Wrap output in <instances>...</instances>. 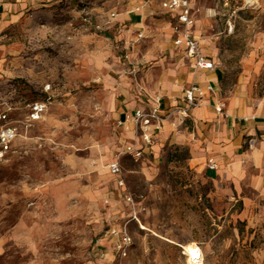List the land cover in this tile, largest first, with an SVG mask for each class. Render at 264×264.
Wrapping results in <instances>:
<instances>
[{
  "label": "rangeland",
  "instance_id": "1",
  "mask_svg": "<svg viewBox=\"0 0 264 264\" xmlns=\"http://www.w3.org/2000/svg\"><path fill=\"white\" fill-rule=\"evenodd\" d=\"M164 1L50 0L1 32L0 100L16 106L7 125L19 132L0 159V264H188V244L202 264H264L254 174L213 178L184 115L151 157L123 153L116 103L157 81L147 55L175 24ZM190 3L224 85L264 98V0ZM126 5L144 7L141 29L116 18ZM48 97L28 123L27 104ZM111 227L131 237L126 257L106 240Z\"/></svg>",
  "mask_w": 264,
  "mask_h": 264
},
{
  "label": "crops",
  "instance_id": "2",
  "mask_svg": "<svg viewBox=\"0 0 264 264\" xmlns=\"http://www.w3.org/2000/svg\"><path fill=\"white\" fill-rule=\"evenodd\" d=\"M46 1L50 0H0V34L25 18L28 12L33 14L39 6H47ZM126 7L127 10L117 15L118 21L129 23L131 29H141L144 7ZM199 48L206 60L214 64L213 69L195 68L184 49L175 45L174 32L167 34L153 52L148 53L147 57L154 58L157 81L146 90L132 87L128 92H122L116 103L118 125L122 123L117 132L123 148L134 144L142 150V158L151 157L155 154L157 141L166 139L176 126L177 115L182 114L180 120H188L196 129L200 157L216 165L209 174L213 178L226 175L234 180L254 174L252 182L264 197V98L252 97L244 87H226L224 75L214 58L200 43ZM192 86H198L202 95L196 106L188 108L185 92ZM208 86L212 87L211 92L207 91ZM221 103L224 108L219 113L216 106ZM154 107H159L168 118L158 131L145 121L136 125L131 119L127 120L137 110L149 112ZM146 132L153 135L149 146L142 139Z\"/></svg>",
  "mask_w": 264,
  "mask_h": 264
},
{
  "label": "built area",
  "instance_id": "3",
  "mask_svg": "<svg viewBox=\"0 0 264 264\" xmlns=\"http://www.w3.org/2000/svg\"><path fill=\"white\" fill-rule=\"evenodd\" d=\"M162 8L169 13L175 19V25L173 32L175 35V45L184 49L185 55L192 60L193 66L201 70H211L214 68V64L202 55L199 42L193 34L194 20L193 9L190 0H165L162 3ZM112 18L115 14L111 15ZM99 27V26H97ZM142 37V34H140ZM207 91H212V87L208 86ZM45 93L51 91V86L47 84L43 90ZM198 95V96H197ZM202 95V90L198 86H192L185 92V103L188 108L196 106L198 103V97ZM50 103V98L46 100L35 101L27 104L28 107V123H33L40 120L47 110V106ZM224 104L216 106V110L223 112ZM16 111V106L12 103H7L0 100V159L11 150V144L18 135V126L7 125L8 120L11 119L10 113ZM186 112H184L185 114ZM167 114L160 111L159 107L152 108L149 112L135 111L132 116H128L127 120L131 119L140 125L142 122L153 125V130L158 131L162 123L166 120ZM119 125H122L120 122ZM152 133L146 132L142 134V139L146 146H149L153 142ZM123 153L130 156L133 159H140L143 155L142 150L138 149L134 144H128L123 148ZM210 170H215L216 165L210 164ZM109 173L113 177L117 178L118 184L124 186V180L122 178V170L118 160H115L109 165ZM105 238L113 243L117 255L121 257L127 256L128 248L131 245V237L124 228L111 227L105 232ZM101 256H105L102 254Z\"/></svg>",
  "mask_w": 264,
  "mask_h": 264
},
{
  "label": "bare ground",
  "instance_id": "4",
  "mask_svg": "<svg viewBox=\"0 0 264 264\" xmlns=\"http://www.w3.org/2000/svg\"><path fill=\"white\" fill-rule=\"evenodd\" d=\"M252 1V0H247ZM186 256L188 257V264H202V252L194 244H188L185 247Z\"/></svg>",
  "mask_w": 264,
  "mask_h": 264
}]
</instances>
